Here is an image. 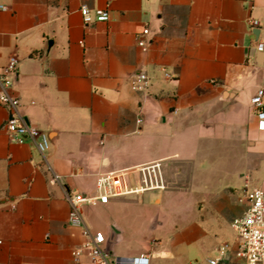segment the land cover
<instances>
[{
  "label": "crops",
  "instance_id": "crops-1",
  "mask_svg": "<svg viewBox=\"0 0 264 264\" xmlns=\"http://www.w3.org/2000/svg\"><path fill=\"white\" fill-rule=\"evenodd\" d=\"M83 3L108 8L109 20L85 23ZM259 42L264 0H0V71L18 58L21 112L51 140L45 155L11 141L0 103V264H91L86 250L74 259L86 238L68 222L65 190L94 194L112 171L135 186L153 161L165 190L85 205L87 225L122 262L194 264L209 231L244 212V186L264 189V129L251 103L264 89ZM141 71L147 91L131 86Z\"/></svg>",
  "mask_w": 264,
  "mask_h": 264
},
{
  "label": "built area",
  "instance_id": "built-area-1",
  "mask_svg": "<svg viewBox=\"0 0 264 264\" xmlns=\"http://www.w3.org/2000/svg\"><path fill=\"white\" fill-rule=\"evenodd\" d=\"M80 12L83 21L87 24L108 21L110 18L108 8L92 9L86 3L81 5ZM251 23L255 26L258 25L257 20H252ZM148 33L149 29L145 28L142 34L147 35ZM138 45L146 49L147 42L143 38H139ZM257 48L262 51L264 43L259 42ZM17 70L18 58L12 56L0 71V103L8 109L5 128L11 141L17 143L31 141L39 152L45 155L51 147L49 134L27 121L20 109V98L13 92L14 76ZM162 70L165 78L172 77L165 68ZM150 85L151 78L144 71L139 72L131 79V86L135 91H147ZM251 103L258 109V126L260 129H264V89H259L251 97ZM137 172L140 177L138 185L135 186L129 184L126 171H112L98 175L94 194L72 193L65 190V198L71 205L68 222L71 226L81 228L86 238L81 247L73 250L75 261H79L83 250H86L91 264H148L149 256L147 254L135 257L129 263L116 258L106 246L108 241L106 235L101 231H92L87 225L82 211L85 205L106 204L114 198L166 189L162 161L140 165ZM54 179L57 180L58 177L55 176ZM243 197L247 201V206L244 212L232 221V227L238 236L235 248L231 250V245L228 242L220 244L216 249L217 255L208 259L209 264H264V189L246 184L243 188ZM231 251H233L232 261L229 259Z\"/></svg>",
  "mask_w": 264,
  "mask_h": 264
},
{
  "label": "rangeland",
  "instance_id": "rangeland-1",
  "mask_svg": "<svg viewBox=\"0 0 264 264\" xmlns=\"http://www.w3.org/2000/svg\"><path fill=\"white\" fill-rule=\"evenodd\" d=\"M128 212V211H127ZM117 216H119L121 219L125 218L126 221L129 223L130 220L126 218V209H118L116 211ZM104 234H106L104 231H101ZM236 238V233L233 230V228H223V229H214V230H210L208 235L205 236L204 240H203V246H201L200 248H198L197 250L192 252V256L193 258L196 257V259H198L199 262H203V260H205V258L211 254H215L214 248L223 243L228 241L229 243H231L233 245L234 241ZM134 239V235L131 233H127V237H126V241H131ZM106 246H109V243L107 241ZM112 251V249H110ZM196 259H193V263H196Z\"/></svg>",
  "mask_w": 264,
  "mask_h": 264
}]
</instances>
